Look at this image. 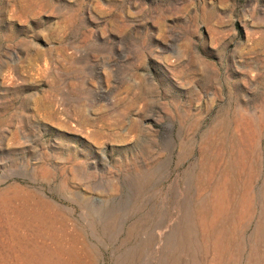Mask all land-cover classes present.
Masks as SVG:
<instances>
[{
	"label": "rangeland",
	"instance_id": "rangeland-1",
	"mask_svg": "<svg viewBox=\"0 0 264 264\" xmlns=\"http://www.w3.org/2000/svg\"><path fill=\"white\" fill-rule=\"evenodd\" d=\"M0 264H264V0H0Z\"/></svg>",
	"mask_w": 264,
	"mask_h": 264
}]
</instances>
